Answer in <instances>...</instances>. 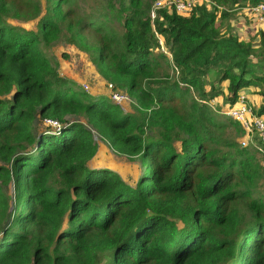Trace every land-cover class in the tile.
<instances>
[{"label": "trees", "instance_id": "16d2710c", "mask_svg": "<svg viewBox=\"0 0 264 264\" xmlns=\"http://www.w3.org/2000/svg\"><path fill=\"white\" fill-rule=\"evenodd\" d=\"M156 1L80 17L69 0L43 12L39 0H0V264H264V143L243 147V126L221 119L246 91L264 119V27L247 38L228 24L264 0L151 19ZM23 19L36 29L9 23ZM61 39L97 54L133 113L54 67L42 47ZM93 133L138 163L134 187L90 167Z\"/></svg>", "mask_w": 264, "mask_h": 264}, {"label": "rangeland", "instance_id": "374dc122", "mask_svg": "<svg viewBox=\"0 0 264 264\" xmlns=\"http://www.w3.org/2000/svg\"><path fill=\"white\" fill-rule=\"evenodd\" d=\"M39 1L41 3V10L43 12L45 0ZM109 4L114 8V10L108 7ZM118 7V0H69L66 6L64 5V10H74V12L80 17L85 15L88 16V14L93 13L94 17L98 13V11H102L103 9H105V11L107 12H112L115 14V10ZM254 19L255 17H253L252 9L250 7H244L240 10H237L236 14L230 20V23L228 22V24L230 25V29L233 33H238L240 35L242 34L244 37L246 36L247 38H251L257 33V30L255 29L256 25ZM36 22V20L26 21L24 19L19 21H9L11 25L22 27L27 30H35ZM113 27L116 30L122 31V20H113ZM42 50L44 54L49 58L51 63L54 65V67L61 73H63L65 76L69 77L78 86H76V88H80L82 91L92 96H109L108 87L103 78L99 75L97 68L92 61L93 57L96 60V53H87L81 51L75 45L69 44L64 39L55 42L51 46H44L42 47ZM166 72L169 74L172 73L171 68L167 67ZM212 80L213 75H210L205 81L208 83ZM85 86L87 87V89H85ZM225 86L226 85H222V88H224ZM206 88L208 89V86H206ZM121 92L127 95L124 91ZM250 96V101L253 105V108L256 109L258 107L259 100L254 97L253 93H250ZM244 100L246 101V97H244ZM127 102L128 103L124 104L123 107H121V110L124 113H133L134 101L129 98ZM247 102L248 99L246 103ZM212 104L213 107L222 104L221 98L216 99L215 101H213ZM226 108L227 107L224 105V111H226ZM226 118L229 119V117L225 114V116L223 115L221 119L226 120ZM93 135L94 141L98 145V152L94 159L89 163L90 167L108 168L118 173L126 183L134 187L140 175V168L138 166V163L131 162L125 157L117 156L99 138L97 134L93 133ZM253 135L256 134L252 133L250 135H247L245 133L244 136L238 135L237 138L241 141V143L243 141L247 142V140V143H249V141L253 143ZM255 137H257V135Z\"/></svg>", "mask_w": 264, "mask_h": 264}, {"label": "built area", "instance_id": "2783aa9c", "mask_svg": "<svg viewBox=\"0 0 264 264\" xmlns=\"http://www.w3.org/2000/svg\"><path fill=\"white\" fill-rule=\"evenodd\" d=\"M197 5H204L209 8L211 2L209 0H157L153 5L150 17L151 19H154L155 11L163 7L168 10H174L180 15L187 16ZM251 9L253 17H255V25L264 27V3ZM85 89H87L86 86ZM108 90L109 98L120 108L123 107L124 104L128 103V95H125L120 90H115L112 85H108ZM244 97H246L244 93L240 94L237 103L231 109L226 111L225 114L229 118L241 124L247 134H256L260 141L264 143V120L254 115L253 110L246 103L247 97L246 101L244 100ZM46 123L51 126L54 132L58 133L60 130V125L57 122L47 120ZM247 142L243 141L241 145L244 147L248 144ZM249 143L253 144L251 141H249Z\"/></svg>", "mask_w": 264, "mask_h": 264}, {"label": "crops", "instance_id": "0c3cea01", "mask_svg": "<svg viewBox=\"0 0 264 264\" xmlns=\"http://www.w3.org/2000/svg\"><path fill=\"white\" fill-rule=\"evenodd\" d=\"M244 94L247 96L248 102H251V96L250 93L248 91L244 92Z\"/></svg>", "mask_w": 264, "mask_h": 264}]
</instances>
